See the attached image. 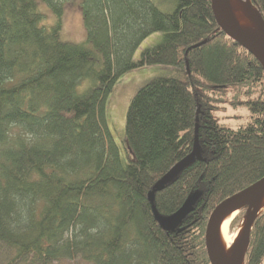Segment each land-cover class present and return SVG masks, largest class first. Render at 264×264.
I'll list each match as a JSON object with an SVG mask.
<instances>
[{
	"label": "trees",
	"instance_id": "obj_1",
	"mask_svg": "<svg viewBox=\"0 0 264 264\" xmlns=\"http://www.w3.org/2000/svg\"><path fill=\"white\" fill-rule=\"evenodd\" d=\"M72 1L0 0V264H211L209 215L264 176L263 66L217 26L210 0H172L168 12L81 0L87 37L74 43L60 33ZM250 3L264 23V0ZM151 64L174 75L131 98L123 154L105 102L122 74ZM226 105L250 120L221 124ZM196 135L200 158L155 189ZM149 193L161 216L191 209L164 230ZM248 237L243 264H264V210Z\"/></svg>",
	"mask_w": 264,
	"mask_h": 264
},
{
	"label": "rangeland",
	"instance_id": "obj_2",
	"mask_svg": "<svg viewBox=\"0 0 264 264\" xmlns=\"http://www.w3.org/2000/svg\"><path fill=\"white\" fill-rule=\"evenodd\" d=\"M81 0H73L66 5L64 14L62 16V26L60 29L61 39L69 42H85L87 32L85 29L84 21L82 19L81 11L79 10V3ZM155 3L164 11H172L175 6L172 0H154ZM248 2L251 6L250 0H243ZM254 7V6H253ZM255 8V7H254ZM44 9V8H43ZM42 9V10H43ZM256 9V8H255ZM45 11H48L44 9ZM257 10V9H256ZM49 12V11H48ZM258 12V11H257ZM52 22V14L49 12L43 21L45 24ZM161 33H153L144 39V41L138 46L134 58L137 59L143 48L159 41ZM174 75V70L170 69L166 65H155L139 67L138 69L128 70V72L122 74L118 80L114 83L112 91L108 94L105 105V116L107 119V126L111 131L112 137L119 147H121L122 153L126 151L125 143V113L129 106L131 98L136 94L140 87L149 83L150 80L161 76ZM216 115L219 118V122L225 126L231 128H237L240 125L246 124L249 120V110L245 106L239 105L237 108L226 105L224 109L216 110ZM248 207H242L233 215L231 221V232H235L239 226L244 222V227L247 222ZM258 215V214H257ZM256 215V216H257ZM255 218V217H254ZM234 230V231H233ZM62 264H87L80 262L79 260L65 261Z\"/></svg>",
	"mask_w": 264,
	"mask_h": 264
},
{
	"label": "water",
	"instance_id": "obj_3",
	"mask_svg": "<svg viewBox=\"0 0 264 264\" xmlns=\"http://www.w3.org/2000/svg\"><path fill=\"white\" fill-rule=\"evenodd\" d=\"M210 5L217 26H219L220 29L223 30L224 33L229 36L233 41L235 40L239 46H242L252 56H254L264 68V46L254 42L248 35H246L240 30L239 26L234 20L233 15H231L229 12L228 6L224 3L223 0H210ZM197 129L198 125L195 128V132L197 131ZM197 139L198 136L196 135L193 151L190 154L186 155L185 158L176 162L175 165L165 174V176H163L162 180L156 184L155 189H161V186L163 184L172 180L179 171L186 167L187 164L193 162L196 158H200L201 154H199V144ZM263 193L264 176L261 177V179L253 182L250 186L241 189L237 193L230 195L229 198L224 199L218 205L215 206L214 210L209 215V220L206 224V230L204 235L205 250L207 251V257L208 260H210L211 264H226L224 260H221L216 244V234L220 221L223 218L222 216L228 211H231V209L242 208L245 206L248 207L247 212L249 213L253 202L256 199L260 198ZM148 199L150 200L151 209L153 210L155 220L158 221L160 227L164 230L175 229L176 227H178V224L180 223L182 218H184L188 211L191 209L189 208L190 205L186 204L180 207L177 212L171 215H167V217H164L161 216L155 209L153 193L148 194ZM253 220L254 217H247V238H249L248 233L251 229V224Z\"/></svg>",
	"mask_w": 264,
	"mask_h": 264
},
{
	"label": "bare ground",
	"instance_id": "obj_4",
	"mask_svg": "<svg viewBox=\"0 0 264 264\" xmlns=\"http://www.w3.org/2000/svg\"><path fill=\"white\" fill-rule=\"evenodd\" d=\"M228 6L229 12L233 15L240 30L248 35L254 42L264 46V24L261 21L257 10L247 1L243 0H223ZM241 208L231 209L225 213L218 226L216 234L217 249L221 260L226 264H243V254L247 245V227L244 222L235 232H231V221L233 215ZM264 210V193L256 199L249 211L250 217H256ZM247 216V217H248ZM231 227V228H229ZM234 231V230H233Z\"/></svg>",
	"mask_w": 264,
	"mask_h": 264
}]
</instances>
